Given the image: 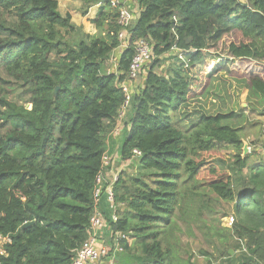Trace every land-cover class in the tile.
<instances>
[{
    "label": "trees",
    "instance_id": "16d2710c",
    "mask_svg": "<svg viewBox=\"0 0 264 264\" xmlns=\"http://www.w3.org/2000/svg\"><path fill=\"white\" fill-rule=\"evenodd\" d=\"M81 1L83 13L101 4L93 33L62 15L58 0H0V264H71L87 238L104 154L109 171L115 157L135 160L139 170L122 169L113 184L123 204L116 222L101 199L113 232L130 237L115 264L178 262L170 245L177 213L209 237L220 264H264V158L250 164L253 152L241 155L244 116L178 117L210 87L206 60L264 61V0H137L123 48L109 1ZM76 32L80 38L70 40ZM233 33L239 40L226 44V55L217 52ZM138 39L151 44L153 57L116 142L125 100L119 84L129 81ZM247 87L264 98V76L250 74ZM226 216L230 227L220 224Z\"/></svg>",
    "mask_w": 264,
    "mask_h": 264
},
{
    "label": "rangeland",
    "instance_id": "374dc122",
    "mask_svg": "<svg viewBox=\"0 0 264 264\" xmlns=\"http://www.w3.org/2000/svg\"><path fill=\"white\" fill-rule=\"evenodd\" d=\"M72 11H74V9H72ZM80 33L76 32L71 35L70 40L79 39L80 35H82ZM239 38L240 36L236 33L225 37L223 44L221 43L218 46L217 52H220L222 55H226V44L231 40L238 41ZM224 59L225 60L214 62L210 59L206 60L207 62H205L203 66L205 71L211 77L210 87L202 97L194 99L190 103L186 104L178 113V117L180 120L184 121V123H187L190 120H195L202 112L208 114L215 113L217 111H235L238 112V114H242L244 116L243 121L239 123L237 120H234L233 124L235 125V123H239V125L242 126V136L245 135V142L250 148V152H247L246 154L253 152L254 155L249 158V163L254 164L263 158L260 154L261 150L255 149V147H261L262 145L264 148V144L262 143L263 141L259 135L260 132L264 133V112L262 113L264 110V98L250 93L247 83L250 74L254 73L264 76V61L258 62L251 60L243 61L240 59L234 60L230 58ZM26 107L29 108L30 105L26 104ZM122 120V117L118 114L116 120L117 130L114 132L117 133L119 129L122 128ZM260 142L262 144H260ZM223 154L226 160V167L229 169L232 162L230 152L224 150ZM116 161L117 164H120L119 157H117ZM136 163L137 162L135 160H129L123 170H126L127 174H137L139 170L137 169L138 165H136ZM120 165L118 168H121ZM121 169H116L114 173H117L119 176L121 174ZM230 207L231 205H225V209L227 210H229ZM178 215L179 214L177 213L176 223L180 230L175 231V238L170 239V245L173 248V253L176 259H179V264H188V260H190L189 263L191 264L222 263L224 258H219L216 253H214L213 246L211 242H209V237L204 235V232L197 228L195 223L188 224V226L185 227V225L178 220ZM223 219L224 217L221 218L220 224L225 226ZM207 221H209L208 218L206 219V222ZM107 237H109V235ZM3 242L4 240L0 237V246ZM205 252L206 254H202ZM108 261L109 260L106 259L105 264H108ZM178 262H175V264Z\"/></svg>",
    "mask_w": 264,
    "mask_h": 264
},
{
    "label": "built area",
    "instance_id": "2783aa9c",
    "mask_svg": "<svg viewBox=\"0 0 264 264\" xmlns=\"http://www.w3.org/2000/svg\"><path fill=\"white\" fill-rule=\"evenodd\" d=\"M108 1L110 7L117 12V24L121 27L118 33V37L121 40L120 46L122 48L126 47L129 36L128 29L136 18V12L130 7L127 0ZM99 5L101 4L99 3ZM133 50L134 53L128 69L129 81H123L119 84L125 93V100L118 113L120 117L124 116L126 108L130 105L132 92L139 82L140 72L146 68L153 57L152 46L144 39L136 40ZM115 130H117V126L114 128ZM133 154L138 156L140 152L133 150ZM111 162V158L107 154L102 156L101 169L95 177L93 192L94 208L89 220L87 238L80 248L75 251L71 264H100L104 259L109 260L108 264H115V254L122 250V241H130L128 234L113 232L100 207L102 196H105L106 204L110 208V219L112 222L117 221V208L122 207V204H117L114 200L113 184L117 180L118 175L117 173L109 172L108 167ZM223 221L225 226L230 227L233 223V217L226 216ZM107 234L109 237H107Z\"/></svg>",
    "mask_w": 264,
    "mask_h": 264
},
{
    "label": "crops",
    "instance_id": "0c3cea01",
    "mask_svg": "<svg viewBox=\"0 0 264 264\" xmlns=\"http://www.w3.org/2000/svg\"><path fill=\"white\" fill-rule=\"evenodd\" d=\"M127 3L130 5V7H133V9H136V7L138 8L137 6V0H127ZM99 8H100V5L99 3L97 4H94L92 6H90L86 13H83L82 9H83V3L81 0H58V10L60 11V13L62 15L66 14V13H69L70 16H71V21L77 26V27H81L83 29V31L85 32H89V33H93L95 31V27L91 24V21L93 19H95L98 15V12H99ZM72 9H74V11H72ZM119 52V49H116L112 54L113 56L115 57ZM113 64V63H112ZM115 65L113 64L112 67H114ZM121 128L119 129V131L116 133V132H112L113 136L115 137V140L116 142H118V138H119V132H120ZM260 138L262 139V143L264 144V133H261L260 132ZM245 135H243L242 137V140L243 142H245ZM260 142V144H262ZM255 149H259L261 150L260 154L262 155V157L264 158V148L262 147H255ZM109 149H107L108 151ZM129 162V160L126 162V161H121L120 164H117V161H116V157H115V162H114V165L115 167L117 168H112L111 167V170L109 171L110 173L112 172H115L116 169H124V166L127 165ZM127 163V164H126ZM120 165L121 168H118ZM121 169V170H122ZM101 207V211H102V206Z\"/></svg>",
    "mask_w": 264,
    "mask_h": 264
},
{
    "label": "water",
    "instance_id": "95a60500",
    "mask_svg": "<svg viewBox=\"0 0 264 264\" xmlns=\"http://www.w3.org/2000/svg\"><path fill=\"white\" fill-rule=\"evenodd\" d=\"M58 89V87H56V90ZM243 141V140H242ZM247 152H250V148H249V146H248V144L246 143V142H243V146H242V157L244 156V155H246V153ZM232 251L230 250V253H231Z\"/></svg>",
    "mask_w": 264,
    "mask_h": 264
}]
</instances>
